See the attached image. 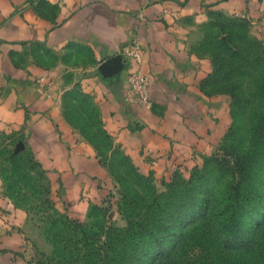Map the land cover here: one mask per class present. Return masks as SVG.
Segmentation results:
<instances>
[{
  "label": "crops",
  "instance_id": "0c3cea01",
  "mask_svg": "<svg viewBox=\"0 0 264 264\" xmlns=\"http://www.w3.org/2000/svg\"><path fill=\"white\" fill-rule=\"evenodd\" d=\"M38 1L0 0V130L23 137L46 170L56 206L77 218L100 203L107 172L63 113L64 77L78 76L140 170L167 178L190 168L228 126L225 95L201 86L211 70L194 47L203 15L211 8L246 14L264 40V0ZM133 38L143 48L140 65L125 54ZM116 54L117 77L101 66ZM138 67L149 76V107L126 98V76ZM30 225L0 178V264H27L21 250L32 245Z\"/></svg>",
  "mask_w": 264,
  "mask_h": 264
},
{
  "label": "trees",
  "instance_id": "16d2710c",
  "mask_svg": "<svg viewBox=\"0 0 264 264\" xmlns=\"http://www.w3.org/2000/svg\"><path fill=\"white\" fill-rule=\"evenodd\" d=\"M43 2L46 1H38L40 5ZM243 51L247 49L242 46L232 52L236 57H241ZM210 62L211 70L201 81L202 89L207 93L210 91L206 83L214 68L212 60ZM238 66H231L229 70L242 67L241 61ZM80 91L91 99V107L89 103L82 105L95 109L96 116L93 117L99 124L100 132L94 126V135L106 142L107 152H99L98 147L103 144L87 134L86 128H90V125L86 126L81 119L71 118L66 97L62 101L65 117L81 130L94 147L99 163L105 168L107 165L109 172L124 185V192L128 194L126 197L131 196L127 193L129 188L133 192H137L135 185L144 188L138 200L134 197L128 200L138 201L143 214L139 215V219L126 215V227L117 229L115 234L106 231V239L98 243L99 232L90 233L80 218L70 217L57 209L46 170L32 150L24 144L22 149L27 151L26 159L22 156L23 152L5 148L4 152L10 154L6 160L12 169L23 172L20 169L24 165L15 161V157L28 164V171L21 173L22 180L7 182V176L4 177L5 193L14 197L11 191L16 187L13 192L31 195L38 200V203H26L24 209L30 212L31 208L36 207V215L42 223H46V236L52 243L63 240V247L56 252L63 253L64 257V251L68 252L64 264H264V240L259 241L258 237L259 231L264 228V143L247 149L231 160L226 159L224 164L215 158L218 164L215 170L193 168L188 178L177 176L178 169H175L165 183V190L157 191L152 183L153 172L138 173V165L119 143H114L116 141L104 127L91 96L82 89ZM257 128L264 142L263 119L258 120ZM116 165H122L131 176L128 178L121 171L117 172ZM34 169L46 178V184L32 179L30 171ZM91 206L101 208L97 203ZM55 227L61 231L62 237L56 238ZM90 240L97 244L93 249L79 251L80 247H76L88 245Z\"/></svg>",
  "mask_w": 264,
  "mask_h": 264
},
{
  "label": "rangeland",
  "instance_id": "374dc122",
  "mask_svg": "<svg viewBox=\"0 0 264 264\" xmlns=\"http://www.w3.org/2000/svg\"><path fill=\"white\" fill-rule=\"evenodd\" d=\"M42 4L49 7L47 2ZM195 35L194 47L196 51L209 57L214 66L212 74L207 80L206 88L211 94L225 95L227 100L228 126L212 143L211 148L201 153L198 160L190 168L176 171L177 176L179 175L182 178H188L192 170H194L193 168L198 170L214 168L213 170H215L218 167L214 160L215 158H218L221 164H224L226 159L231 160L247 149L264 143L257 128L258 120H264V40L253 31L251 18L238 11L226 12L221 8H211L207 10L206 15H203L198 23ZM249 40L256 42V44L249 42ZM242 46L247 51H243L241 57H236L232 51ZM240 61L242 62V67L234 71L229 70L231 66H238ZM118 69L119 63L115 60L104 71H108L112 76L117 77ZM77 78L78 76L64 77L67 87L61 93L60 98L62 101L65 99L64 97L67 98L71 118L74 120L81 119L86 122V126L90 125V128H86L87 134L95 137V128L99 131V124L95 122L93 117V115L96 116V111L94 108H90L91 99L86 95H82ZM84 103H89L90 107H84L82 105ZM77 129L84 140L87 141L81 130ZM96 139L103 144L98 147V151L105 150L107 152L106 142L102 138L97 137ZM22 141L23 137L16 130H0V143L2 144H0L2 150H0V178L3 188L4 181L6 182L5 176H7V182L20 181L21 173L28 171V164L24 160L23 162L18 160L17 157L14 160L24 165L20 169L23 172L12 169L10 162L6 160L10 154L8 155L7 152H4L5 148H11L14 151L23 152L22 156L26 158L27 151L22 149L25 146L23 144L24 141ZM122 149L124 150L123 147ZM93 153L95 155V151ZM103 158L107 157L104 156ZM105 169L107 175L103 179V183L105 184L106 192L100 203H97L101 208L92 207L91 204L95 202H91L84 217L80 218L86 223V228L90 233L99 232L101 234L100 240L97 241L98 243L106 239V231L115 234L117 229L125 228L126 215L139 219V215L143 214L136 200L143 195L144 188L135 185L137 192H133V189L129 188L127 193L131 196L126 197L125 195L128 194L124 192V185L118 182L109 172L107 165ZM117 170L128 178L131 176V174L124 171L122 165H116ZM37 171L35 169L30 171L32 172V179H39L43 184H46V178L41 177ZM139 171L138 173L142 174L149 173L142 170ZM172 174L173 172L169 177L164 178V176L157 177L152 173V183L157 191L165 190V183L170 180ZM227 179L232 180L233 178L227 177ZM15 189L16 187L12 188L11 192L14 197L10 198L16 205L24 208L26 203H38L34 196L13 192ZM51 196L55 202L59 201L54 190ZM82 196L84 197L85 195L83 194ZM36 197H39L38 194H36ZM132 197L136 200L129 202L128 200L132 199ZM58 206L56 207L60 212L68 214L61 206ZM36 211V207H33L30 212H27L28 221L31 224L29 227H31L32 232L30 233L34 232L35 236L31 239L32 245L30 247H22L21 255L23 259L27 264H39L37 261H41L40 264H64L65 257H68V252L64 251L65 257L63 253H57L60 251V247H63V240L59 239L56 244L50 241L48 236H46L47 229L44 226L46 223L44 224L40 221ZM69 216L73 217L72 215ZM53 230L57 232L58 236L56 238L62 237L58 227L53 228ZM258 237L259 241L264 240V228H261ZM96 246L97 244L90 240L88 245H78L76 247H80L79 251H89Z\"/></svg>",
  "mask_w": 264,
  "mask_h": 264
},
{
  "label": "built area",
  "instance_id": "2783aa9c",
  "mask_svg": "<svg viewBox=\"0 0 264 264\" xmlns=\"http://www.w3.org/2000/svg\"><path fill=\"white\" fill-rule=\"evenodd\" d=\"M125 54L128 58L133 59L138 65L143 57L142 45L137 39H131L125 48ZM149 76L136 68L128 72L126 76V98L129 102L138 103L143 107H149L152 99L147 91Z\"/></svg>",
  "mask_w": 264,
  "mask_h": 264
},
{
  "label": "water",
  "instance_id": "95a60500",
  "mask_svg": "<svg viewBox=\"0 0 264 264\" xmlns=\"http://www.w3.org/2000/svg\"><path fill=\"white\" fill-rule=\"evenodd\" d=\"M119 59H120V55H117L116 54V55L110 56V57H108V58H106V59L103 60L101 66H102L103 69H106L107 67H109L110 65H112L115 62V60L118 62Z\"/></svg>",
  "mask_w": 264,
  "mask_h": 264
}]
</instances>
